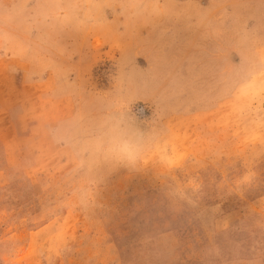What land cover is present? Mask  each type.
Listing matches in <instances>:
<instances>
[{"label": "rangeland", "instance_id": "374dc122", "mask_svg": "<svg viewBox=\"0 0 264 264\" xmlns=\"http://www.w3.org/2000/svg\"><path fill=\"white\" fill-rule=\"evenodd\" d=\"M12 35L0 264H264V0H28Z\"/></svg>", "mask_w": 264, "mask_h": 264}, {"label": "clouds", "instance_id": "9594fccd", "mask_svg": "<svg viewBox=\"0 0 264 264\" xmlns=\"http://www.w3.org/2000/svg\"><path fill=\"white\" fill-rule=\"evenodd\" d=\"M28 0H0V44L13 39L12 29L17 28L26 18ZM34 19V18H33ZM123 125L113 122L99 147L116 155L129 156L133 145L123 134Z\"/></svg>", "mask_w": 264, "mask_h": 264}]
</instances>
